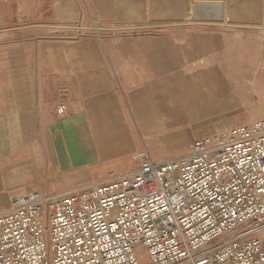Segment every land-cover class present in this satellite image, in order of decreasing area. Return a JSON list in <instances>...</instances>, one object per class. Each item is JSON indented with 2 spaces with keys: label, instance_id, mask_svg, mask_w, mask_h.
Returning a JSON list of instances; mask_svg holds the SVG:
<instances>
[{
  "label": "crops",
  "instance_id": "obj_1",
  "mask_svg": "<svg viewBox=\"0 0 264 264\" xmlns=\"http://www.w3.org/2000/svg\"><path fill=\"white\" fill-rule=\"evenodd\" d=\"M80 19L104 29L55 34ZM263 32L264 0H0V213L165 159L168 137L264 121L237 111Z\"/></svg>",
  "mask_w": 264,
  "mask_h": 264
},
{
  "label": "built area",
  "instance_id": "obj_2",
  "mask_svg": "<svg viewBox=\"0 0 264 264\" xmlns=\"http://www.w3.org/2000/svg\"><path fill=\"white\" fill-rule=\"evenodd\" d=\"M0 264H264V121L107 182L12 197Z\"/></svg>",
  "mask_w": 264,
  "mask_h": 264
},
{
  "label": "rangeland",
  "instance_id": "obj_3",
  "mask_svg": "<svg viewBox=\"0 0 264 264\" xmlns=\"http://www.w3.org/2000/svg\"><path fill=\"white\" fill-rule=\"evenodd\" d=\"M73 24L57 25L53 29L57 31L55 34L58 35L59 38H63L64 40L74 39L89 33V32H85V34L83 33L82 35H79L76 31V28L72 26ZM93 24L97 25L98 28L102 27V25L100 24H96V23ZM93 24H91L90 26H86L84 24V26L92 27ZM64 25L71 26V28L65 30L64 28L60 27ZM102 28L104 29V27ZM92 32L99 33L100 31L99 32L92 31ZM253 38H254L253 40H251V38L250 39L248 38L247 41L251 43V45L253 42L254 46L252 45V47L254 49L249 50L248 55H242L243 59H247V63L249 64V67L246 69V71L242 72L243 75L245 76V79L243 80L244 88L242 89L244 93L242 94V97L245 101L244 103L239 104V107H237V111L238 113H244V115H248V116L251 115L252 117L255 118H261L264 117V96H262V94L259 93V91L262 89L259 86L257 87V84L261 83V81L264 80V32L263 34H259L257 37L254 36ZM245 45H246L245 39L242 41V45L240 41H237V47L245 46ZM238 53L240 54V52ZM236 57L240 58L239 55H237ZM232 124H237V123H232ZM232 124H229V126H232ZM202 136H205V134L204 135L200 134L197 135L196 137H202ZM193 142H194L193 138L191 139V141H189L188 138L185 137H168L166 141L156 142L154 144L153 153L156 154L158 158L166 157L165 159L177 155L186 154L191 150ZM159 160H163V159H159Z\"/></svg>",
  "mask_w": 264,
  "mask_h": 264
}]
</instances>
